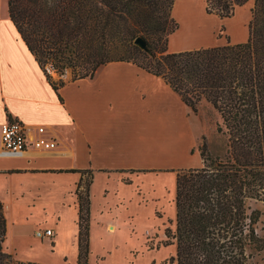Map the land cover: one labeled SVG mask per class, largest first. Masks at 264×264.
<instances>
[{
  "label": "trees",
  "instance_id": "1",
  "mask_svg": "<svg viewBox=\"0 0 264 264\" xmlns=\"http://www.w3.org/2000/svg\"><path fill=\"white\" fill-rule=\"evenodd\" d=\"M248 1L254 4L247 41L174 52L168 42L179 27L175 0L6 2L8 18L54 90L67 83L68 71L71 81L94 78L107 63L128 61L161 77L194 112L206 101L219 114L225 153L211 158L203 143V165L177 170L175 225L165 231L176 253L159 264H264L262 212L253 205L264 200V0H204L207 12L221 18ZM138 36L154 57L134 44ZM88 173L86 191L83 180L76 189V264H89ZM5 234L0 203V264H21L3 250Z\"/></svg>",
  "mask_w": 264,
  "mask_h": 264
},
{
  "label": "crops",
  "instance_id": "2",
  "mask_svg": "<svg viewBox=\"0 0 264 264\" xmlns=\"http://www.w3.org/2000/svg\"><path fill=\"white\" fill-rule=\"evenodd\" d=\"M3 1H0V125L7 119H17L26 125L31 138L36 137V127L44 125L59 143L52 151L29 148L20 156L0 155V203L6 235L15 226L27 223V218L23 221L19 218L21 210L28 205H46L48 196L54 195L72 213L73 242L78 248L76 189L88 171L93 174L91 195L99 175L108 180L117 176L121 180L126 172L168 170L176 177L178 169L203 165L198 148L193 151L200 137L195 115L161 77L132 62L112 61L94 78L69 79L56 91L6 16ZM195 1L174 2L172 15L179 27L169 38L170 52L222 45L213 36L212 29L218 26L226 29V35L219 41L228 39L226 43L233 44L247 41L254 1L238 6L234 15L226 18L208 13L204 0ZM191 5L197 9L190 8ZM204 32L212 34L208 40L203 39ZM189 37L194 43H189ZM4 47L10 51L11 64H7L13 68L14 81L20 86L9 94L1 82ZM44 215L46 218V212ZM56 215L57 221L60 220V213ZM44 227L54 230L55 235L49 240L55 247L64 230L58 222ZM5 241L6 238L3 248L7 250Z\"/></svg>",
  "mask_w": 264,
  "mask_h": 264
},
{
  "label": "rangeland",
  "instance_id": "3",
  "mask_svg": "<svg viewBox=\"0 0 264 264\" xmlns=\"http://www.w3.org/2000/svg\"><path fill=\"white\" fill-rule=\"evenodd\" d=\"M6 2L7 0H4L2 6L5 7L7 16ZM198 3L201 7V3ZM190 8L197 9L193 5ZM212 31L218 43L225 44L228 41H219V38L226 35L224 26H218ZM239 34L240 31L237 30L236 35ZM211 35L210 32H204L202 37L208 40ZM189 43L194 41L190 38ZM3 50L1 82L9 94L20 89V86L14 81L13 68L7 64H11L10 51L7 47ZM51 73L55 80L59 78L54 70H51ZM71 76L68 71L66 80L71 79ZM193 113L195 124L200 129L199 143L193 151L197 148L200 151L199 148L205 143L211 158L222 156L226 146L224 137L217 132L216 124L221 120L219 114L206 101L199 103L197 111ZM90 177L89 173L84 176L83 192L86 191ZM175 195L176 177L172 171L126 172L122 174L121 180L117 176L108 180L99 175L94 181L90 195L89 264H159L174 256L176 245L165 244V231L167 227L174 228L175 225ZM48 197L46 205H28L20 211V220L27 218V223L15 226L13 232L5 234V247L8 251L4 248L3 250L12 253L21 264H76L78 248L73 242L72 213L63 208L58 196ZM253 205L262 212L259 228L264 235V200L254 201ZM43 208L46 211H43ZM58 213L61 218L57 221ZM55 222H58L59 228L63 229L65 234L54 247L49 239L37 237L36 230L54 225ZM38 224L40 226H37ZM111 225L113 230L109 229Z\"/></svg>",
  "mask_w": 264,
  "mask_h": 264
},
{
  "label": "built area",
  "instance_id": "4",
  "mask_svg": "<svg viewBox=\"0 0 264 264\" xmlns=\"http://www.w3.org/2000/svg\"><path fill=\"white\" fill-rule=\"evenodd\" d=\"M58 146V140L49 134L44 125L36 127V137L33 138L28 135L26 125L17 119H7L0 125L1 156H20L29 148L39 151H52ZM54 235L52 228H39L36 230V236L41 239H52Z\"/></svg>",
  "mask_w": 264,
  "mask_h": 264
},
{
  "label": "water",
  "instance_id": "5",
  "mask_svg": "<svg viewBox=\"0 0 264 264\" xmlns=\"http://www.w3.org/2000/svg\"><path fill=\"white\" fill-rule=\"evenodd\" d=\"M134 44L137 45L139 48H141L143 51H145L146 53H148L149 55H151L152 57L155 56L154 52L152 51V49L150 48V46L148 45L147 41L144 39V37L142 36H138L135 40H134Z\"/></svg>",
  "mask_w": 264,
  "mask_h": 264
},
{
  "label": "bare ground",
  "instance_id": "6",
  "mask_svg": "<svg viewBox=\"0 0 264 264\" xmlns=\"http://www.w3.org/2000/svg\"><path fill=\"white\" fill-rule=\"evenodd\" d=\"M109 229H110V230H113V229H114V227H113V226H110V227H109Z\"/></svg>",
  "mask_w": 264,
  "mask_h": 264
}]
</instances>
